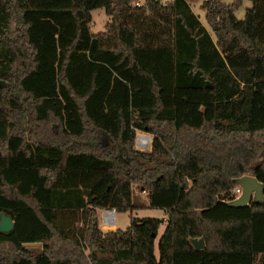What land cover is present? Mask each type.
<instances>
[{
  "label": "trees",
  "instance_id": "16d2710c",
  "mask_svg": "<svg viewBox=\"0 0 264 264\" xmlns=\"http://www.w3.org/2000/svg\"><path fill=\"white\" fill-rule=\"evenodd\" d=\"M190 1L0 0V264H264V201L230 204L264 184V0H201L209 29ZM134 185L167 215L158 258L162 219L99 226Z\"/></svg>",
  "mask_w": 264,
  "mask_h": 264
},
{
  "label": "rangeland",
  "instance_id": "374dc122",
  "mask_svg": "<svg viewBox=\"0 0 264 264\" xmlns=\"http://www.w3.org/2000/svg\"><path fill=\"white\" fill-rule=\"evenodd\" d=\"M139 1H141L142 3L145 2L144 0H139ZM161 1L169 2L170 0H161ZM222 1L225 4H231L233 3L234 0H222ZM200 4H201V0L190 1V6H191L192 11L197 15V17L200 19L203 25H205L206 28L209 29V27L207 26L205 22L204 12L199 8ZM250 7H251L250 0H240L237 6L234 8V15L236 19L237 20L243 19L246 9ZM109 22H110V18L109 16L106 15L104 8H96L90 11L89 29L91 33L96 34L98 32L104 31L105 26ZM255 91H256V96H257L256 99L260 96L262 99V104H263V110H259L258 112H260V114L264 116V89H261L257 86V90ZM259 92L261 95L259 94ZM252 112H253V115L256 116L257 114L256 108H253ZM251 127L254 128L253 125ZM257 128H260V126H258ZM140 135H144L150 140L149 145L145 148L135 149V142L137 140V137ZM152 141H153V136L151 134L137 133L135 141H134V149L140 152H148L151 150ZM133 202L136 207L135 209L124 211V212H118L116 214V217H115L116 227L120 229H125L128 226L131 217H136V218L151 217V218L162 219L163 221L160 224L158 235L154 240V255L156 258H158L159 256L158 240L166 226V217H167L166 212L163 209L148 207L147 193L141 190V187L139 185L133 186ZM98 213H99L98 217H100L101 210ZM99 223H100V220H99ZM109 229L113 230L116 228L114 226H111L108 228H102L103 231H107Z\"/></svg>",
  "mask_w": 264,
  "mask_h": 264
},
{
  "label": "water",
  "instance_id": "95a60500",
  "mask_svg": "<svg viewBox=\"0 0 264 264\" xmlns=\"http://www.w3.org/2000/svg\"><path fill=\"white\" fill-rule=\"evenodd\" d=\"M235 182L238 186L241 187V194L230 203L231 206L244 207L251 202L264 201V184L257 181L254 176L246 174L237 178ZM13 227L14 221L12 220V218L3 212L0 213V232L10 231ZM190 243L197 250L204 248V241L202 238H192L190 239Z\"/></svg>",
  "mask_w": 264,
  "mask_h": 264
},
{
  "label": "built area",
  "instance_id": "2783aa9c",
  "mask_svg": "<svg viewBox=\"0 0 264 264\" xmlns=\"http://www.w3.org/2000/svg\"><path fill=\"white\" fill-rule=\"evenodd\" d=\"M136 5H140L139 3H136ZM149 141L143 145V144H139L138 142V138L135 142V149H141V148H145L149 145ZM241 194V187L237 186L236 188H234L231 191V197L233 196L234 199H236L239 195ZM115 209L112 210H101V216L99 217L100 223L99 226L100 228H107V226H111L113 224H115Z\"/></svg>",
  "mask_w": 264,
  "mask_h": 264
},
{
  "label": "crops",
  "instance_id": "0c3cea01",
  "mask_svg": "<svg viewBox=\"0 0 264 264\" xmlns=\"http://www.w3.org/2000/svg\"><path fill=\"white\" fill-rule=\"evenodd\" d=\"M145 1V0H144ZM161 1V0H160ZM137 2L139 3V4H143L141 1H139V0H137ZM162 2V1H161ZM162 3H164V2H162ZM203 24V23H202ZM255 85H257L259 88H261V89H264V81H260V82H258V83H256ZM259 94H260V92H259ZM261 95V94H260ZM256 91L255 90H253V100H254V104H253V108H256V110H257V114H256V116H254L253 115V112H252V117H251V126L253 125L254 126V128H257L258 126H260V127H262L263 125H264V116L262 115V114H260V112H258L259 110H263V104H262V99H261V97L259 96L257 99V101H258V103L261 105V107L260 108H257L256 106H255V99H256ZM256 126V127H255ZM118 212H116L115 211V217H116V214H117ZM115 226V228H117L116 227V219H115V224H114Z\"/></svg>",
  "mask_w": 264,
  "mask_h": 264
},
{
  "label": "bare ground",
  "instance_id": "6f19581e",
  "mask_svg": "<svg viewBox=\"0 0 264 264\" xmlns=\"http://www.w3.org/2000/svg\"><path fill=\"white\" fill-rule=\"evenodd\" d=\"M142 137H145L144 135H140V136H138L137 138H138V142H139V144H143V145H145L147 142H142V141H140V139L142 138ZM145 138H147V137H145ZM148 139V138H147ZM149 140V139H148ZM111 226H115L114 224L113 225H111ZM111 226H107V228L108 227H111Z\"/></svg>",
  "mask_w": 264,
  "mask_h": 264
}]
</instances>
